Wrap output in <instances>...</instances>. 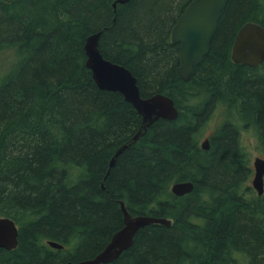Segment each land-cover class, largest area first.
Returning <instances> with one entry per match:
<instances>
[{
	"label": "trees",
	"instance_id": "1",
	"mask_svg": "<svg viewBox=\"0 0 264 264\" xmlns=\"http://www.w3.org/2000/svg\"><path fill=\"white\" fill-rule=\"evenodd\" d=\"M0 0V217L18 228L0 264H77L99 254L131 216L166 218L140 229L110 264H264V194L249 183L252 153L264 158V62L233 63L238 29H264V0H228L208 54L181 80L170 32L192 0ZM137 80L139 94L169 97L172 120L154 122L112 168L141 116L101 90L85 66L86 38ZM222 118L201 148L203 126ZM232 117V118H230ZM204 140V139H202ZM109 169V170H108ZM190 181L177 197L170 187ZM62 245L51 248L47 242Z\"/></svg>",
	"mask_w": 264,
	"mask_h": 264
},
{
	"label": "water",
	"instance_id": "2",
	"mask_svg": "<svg viewBox=\"0 0 264 264\" xmlns=\"http://www.w3.org/2000/svg\"><path fill=\"white\" fill-rule=\"evenodd\" d=\"M127 0H115L112 7L115 11L118 4ZM228 0H192L178 17L170 32L173 44H178L179 65L177 76L188 81L196 67L208 54L211 41L217 29V23L222 16ZM100 31L86 38L84 51L85 66L90 70L95 84L101 89L120 93L124 100L141 116L138 131L125 144L119 147L110 160L112 168L117 157L128 147L144 136L147 129L159 119L172 121L177 117L173 101L162 94L142 98L139 94L136 78L124 66L104 59L98 49ZM231 60L235 64L256 67L264 62V29L256 22L242 25L233 41ZM201 148L209 149L208 139L201 143ZM109 170V169H108ZM252 187L261 196L264 194V158L256 156L253 159ZM193 184L190 181L177 182L170 187L173 195L181 197L191 192ZM123 226L110 238L104 249L95 257L83 260L77 264H110L128 250L135 234L145 226L159 224L170 226L171 221L147 215L131 216L122 201H119ZM18 229L15 223L5 217H0V248L12 250L17 246ZM47 244L57 250L62 245L48 241Z\"/></svg>",
	"mask_w": 264,
	"mask_h": 264
},
{
	"label": "rangeland",
	"instance_id": "3",
	"mask_svg": "<svg viewBox=\"0 0 264 264\" xmlns=\"http://www.w3.org/2000/svg\"><path fill=\"white\" fill-rule=\"evenodd\" d=\"M14 56L15 55L12 50L0 52V77H2L9 70L10 66L14 62L13 61ZM221 118H222V115L216 110L213 113L211 119L203 126L202 137L200 139V142L202 141V139H205V138L208 139V137L216 129ZM242 140H243V143L246 145L247 149L250 150L252 153L251 159L248 162V164L253 170V159L254 157H256V151L254 150L255 141H254L253 133L250 130H243ZM252 178H253V173L249 181L250 184H251Z\"/></svg>",
	"mask_w": 264,
	"mask_h": 264
},
{
	"label": "bare ground",
	"instance_id": "4",
	"mask_svg": "<svg viewBox=\"0 0 264 264\" xmlns=\"http://www.w3.org/2000/svg\"><path fill=\"white\" fill-rule=\"evenodd\" d=\"M131 74H132V73H131ZM175 108H176V107H175ZM205 139H206V138H205ZM205 139H204V140H205ZM204 140H202L201 143H202ZM251 181H252V180H251ZM251 186H252V183H251ZM252 188H253V187H252ZM253 189H254V188H253ZM254 190H255V189H254ZM255 192H256V191H255ZM257 195H258V194H257ZM147 216H148V215H147ZM152 217H153V216H152ZM156 218H158V217H156ZM164 219H166V218H164ZM122 226H123V225H122ZM17 229H18V228H17ZM115 232H116V231H115ZM115 232H114V233H115ZM114 233H113V234H114ZM113 234H112V235H113ZM17 241H18V240H17ZM108 242H109V241H108Z\"/></svg>",
	"mask_w": 264,
	"mask_h": 264
}]
</instances>
